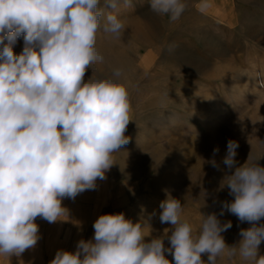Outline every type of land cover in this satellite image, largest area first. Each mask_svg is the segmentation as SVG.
I'll return each instance as SVG.
<instances>
[{
	"label": "clouds",
	"instance_id": "clouds-1",
	"mask_svg": "<svg viewBox=\"0 0 264 264\" xmlns=\"http://www.w3.org/2000/svg\"><path fill=\"white\" fill-rule=\"evenodd\" d=\"M132 7V0H122ZM150 9L171 22L181 18L187 0H148ZM121 0H0V256H19L38 240L37 217L54 223L67 214L64 198L96 188L114 164V153L127 144L131 119L129 83L122 67L110 75L89 66L106 63L98 48L102 31L119 41L125 24L118 12ZM207 13L212 0H199ZM103 22V23H102ZM23 37L24 47H13ZM238 143L229 140L223 163L235 169L220 184L234 196L224 202L240 222L238 245L228 246L216 214L203 216L199 230L183 217L180 200L160 203L159 219L171 224L169 248L162 238L145 241L141 222L123 213L104 214L94 222L93 240H80L75 252L58 250L50 264H217L222 256H239L247 264H264V167L251 161L240 166ZM219 151L214 149L215 155ZM211 165L218 168L216 161ZM168 232V229H165Z\"/></svg>",
	"mask_w": 264,
	"mask_h": 264
},
{
	"label": "rangeland",
	"instance_id": "rangeland-1",
	"mask_svg": "<svg viewBox=\"0 0 264 264\" xmlns=\"http://www.w3.org/2000/svg\"><path fill=\"white\" fill-rule=\"evenodd\" d=\"M198 2L187 0L184 14L171 22L153 12L148 0H132V7H124L121 0V39L101 31L98 40L124 61L132 107L125 132L129 142L114 153L106 179H97L94 190L75 199L64 198L67 214L61 220L49 223L37 217V244L19 256H0V264H50L58 250L75 252L80 240H93V224L104 214L123 213L133 223L142 221L145 241L162 238L169 248L174 226L159 219L166 193L180 200L183 217L195 230L209 214H216L221 224L231 221L232 227L221 233L228 246L238 245L241 229L252 227L226 209L220 214L223 203L234 196L219 186L220 176L235 170L223 163L226 128L246 124L260 107L257 120H264V0H212L204 14L197 10ZM20 41L22 36L16 44ZM94 71L99 75L96 66H89L85 81ZM249 85L261 98L235 103L233 94ZM220 119L224 129L205 126V121ZM257 141L248 154L264 167V135ZM245 150L237 148L236 166L247 161ZM213 159L218 168L211 165ZM259 254L264 255V241ZM165 255L174 264L173 256ZM202 259L207 264L206 254ZM217 264L247 262L222 256Z\"/></svg>",
	"mask_w": 264,
	"mask_h": 264
},
{
	"label": "bare ground",
	"instance_id": "bare-ground-1",
	"mask_svg": "<svg viewBox=\"0 0 264 264\" xmlns=\"http://www.w3.org/2000/svg\"><path fill=\"white\" fill-rule=\"evenodd\" d=\"M97 46L100 49V51L106 57V63L96 67V70L99 73V75H102V76L110 75L112 67H122L125 70V66H124V63H123L124 61H122L120 59V57L108 52L107 50H105L99 40H98ZM23 47H24V41L18 42L13 47L14 53L17 54V55L20 54L22 52V50H23ZM240 89H238L237 93L233 94V96H235L234 97V102L235 103H237L238 100L240 101L242 98H245V97H247L249 100H254L256 102L261 98L259 90H257V88L254 85H249L244 90H242V89L240 90ZM260 110H262V107H260L258 109V111L254 114L253 118L250 121H248L246 124H241L237 128H235V127H227L226 128V131H228V135H227L228 136V140L236 141L241 148H243V149L245 148L247 150V152H246L247 154H248V152H250V151L252 152L254 150V148H255V146L257 145V142H258L257 139L260 136L264 135V120H260V121L257 120L258 119L257 118V114L259 113ZM218 111H220V110H218ZM258 123H259V125H258ZM206 125L213 127L214 130L218 129L217 131H219V129H224L225 128V125L221 122V119L220 120H208V121H205V126ZM260 125H261V128L258 127ZM250 154H248V155H250ZM221 156H222V154H221ZM231 174L232 173H228V174H224V175L220 176L221 177V181L220 182H222L223 179L226 176L231 175ZM223 190L224 191H229L227 186H225L223 188Z\"/></svg>",
	"mask_w": 264,
	"mask_h": 264
}]
</instances>
